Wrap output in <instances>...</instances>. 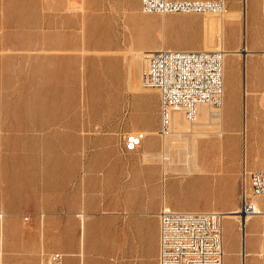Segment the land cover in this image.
<instances>
[{
	"label": "rangeland",
	"instance_id": "obj_1",
	"mask_svg": "<svg viewBox=\"0 0 264 264\" xmlns=\"http://www.w3.org/2000/svg\"><path fill=\"white\" fill-rule=\"evenodd\" d=\"M224 4L223 14H148L141 0H0V264H45L49 254L62 255L63 264H129L132 236L152 235L133 217L158 220L165 206L241 210L249 173L264 168L262 1ZM131 41L146 52L164 42L223 49V122L212 110L200 131L222 123L224 134L193 138L176 130L164 139L159 90L145 85L148 54L131 70ZM102 61L119 72L118 81L109 72L101 81L94 75ZM110 85L114 96L104 90ZM129 134L155 140L154 148L141 141L126 151ZM192 151L200 160L189 158V167ZM143 171L158 176L154 193L138 182ZM249 200L264 210V198ZM235 220H223L224 264H244L251 233L264 230V217L245 230Z\"/></svg>",
	"mask_w": 264,
	"mask_h": 264
},
{
	"label": "built area",
	"instance_id": "obj_2",
	"mask_svg": "<svg viewBox=\"0 0 264 264\" xmlns=\"http://www.w3.org/2000/svg\"><path fill=\"white\" fill-rule=\"evenodd\" d=\"M145 13H204L221 10L223 2H195L192 0H141ZM264 27V0H262ZM262 53L264 56V41ZM223 49L186 51L162 49L147 55L145 85L160 92L162 118L169 111L181 110L188 120H194L196 107L221 105L225 93ZM264 98V88H263ZM138 134H129L126 151H135L141 144ZM250 193L244 188L241 216L259 215L249 201L250 194L264 197V169L249 173ZM159 217L158 264H224V215L219 211H177L163 207ZM242 219V218H241ZM264 264V234L260 253ZM45 264H63L60 254H49Z\"/></svg>",
	"mask_w": 264,
	"mask_h": 264
},
{
	"label": "crops",
	"instance_id": "obj_3",
	"mask_svg": "<svg viewBox=\"0 0 264 264\" xmlns=\"http://www.w3.org/2000/svg\"><path fill=\"white\" fill-rule=\"evenodd\" d=\"M200 1V0H199ZM138 2V0H137ZM212 2V1H210ZM167 42H164L160 47L155 48L149 52H146L142 49H137V46L135 45L136 43L131 41L130 42V48L129 51L132 54V62H131V70H133V67L136 63L141 62L143 59H145V54H149L151 52H155L161 49H172V48H165ZM97 48H104L107 46H110V43H97L96 44ZM138 46H142V43H137ZM180 50H186V51H194V50H198V49H180ZM134 53H139L141 58L140 59H135L134 58ZM94 75H98L99 76V81H101L100 75L101 72L103 71L102 74H104V72H111V65L109 64L108 61H102L99 63H96L94 68ZM110 81L111 83L118 81L120 75L119 72L116 71H112V73H110ZM96 90V89H95ZM104 90H107L106 92H111V95L114 96V91H115V87L114 86H109L106 89L104 88ZM220 110V114L215 115V116H219L220 117V121L221 119H223V110L222 107ZM212 112V111H211ZM210 110L204 106L200 107L198 110V118H197V122L194 123H190L191 126V131H187V126L184 123V117L182 116L181 113H173L171 116V120H170V125H169V131L167 135H163L162 137L167 138L170 134L174 133V131H178V134L181 135L182 133H189L191 132L193 134V138H197L198 136H206V134H210L211 132L207 133L206 131L201 132L200 129H202L205 125H208V122L210 119L213 118L212 114H211ZM177 115L180 116V121L176 122L175 118L177 117ZM223 122V121H221ZM189 123V122H188ZM221 125V130L223 129V125L222 123H220ZM201 135H200V134ZM214 134V133H213ZM224 134V133H223ZM139 135V134H138ZM140 136V135H139ZM221 136V135H220ZM142 138V142H144L147 145V148H150L151 146H155V140H153V142H151V140L148 138L147 140L140 136ZM141 145V144H140ZM193 159V161H197V159L200 160V156L195 152L192 151L191 154H189L188 156V161H187V165L190 167V159ZM163 161H167V157L164 156L163 157ZM197 166H195L196 168ZM201 165L198 164V168L200 169L201 172H203ZM260 169H264L263 167H261ZM164 175L168 174V175H172L170 172H168L167 170L164 169ZM137 178H140V180H138V182H140L141 184H151L153 187V193L155 192V187L159 186V179L158 176H155V174H151V172H146L143 171L142 174H138ZM173 180V179H172ZM175 180V179H174ZM167 180L164 178L162 180V193H163V201L165 202L166 199V192H165V182ZM157 191H159V189H156V193ZM256 203V202H255ZM254 203V204H255ZM257 209H259V211L263 212L264 210H261L257 204H255ZM238 211V210H236ZM235 212V211H234ZM233 212V213H234ZM80 220L83 222L84 220V216L83 214H79ZM158 217V215H157ZM254 218V217H253ZM253 218H250L249 220H247L244 224V230L247 224H249ZM226 219H230L233 221V223L236 225L237 220H235V218H226ZM132 223L134 224H140L143 225L144 227L142 228V231H149L152 230V235L151 236H132L133 238V242L132 245L136 244V249L135 250H130V255H129V264H158V256H159V217L158 220H156L155 218L152 217H133L131 218ZM248 234V233H247ZM252 235H256L254 236L255 238V244L251 247V249L248 252H244L243 253V263L246 264V260L248 256H251V262L252 264H262L261 262V258H260V253L262 250V235L264 234V230H261L259 232H252ZM246 237L245 236V247L244 249H246ZM253 237V236H252ZM235 251V250H234ZM225 253V250H224ZM226 254V253H225ZM80 256L83 257V250L80 252ZM101 256H103V254H101ZM97 261V260H96ZM68 262H70L68 260ZM93 260H90V264H93ZM225 262V261H224ZM71 263V262H70ZM69 263V264H70Z\"/></svg>",
	"mask_w": 264,
	"mask_h": 264
},
{
	"label": "bare ground",
	"instance_id": "obj_4",
	"mask_svg": "<svg viewBox=\"0 0 264 264\" xmlns=\"http://www.w3.org/2000/svg\"><path fill=\"white\" fill-rule=\"evenodd\" d=\"M192 1H195V2H203V3H214V2H210V1H197V0H192ZM219 1H222L223 2V8L221 9V10H218V11H215L216 13H219V14H223L224 12H225V4H224V0H219ZM243 1H245V0H242V2ZM262 1V0H261ZM205 12H212V11H210V10H205ZM262 23H263V20H262ZM263 41H264V27H263ZM221 49V48H220ZM162 50V49H161ZM159 51V50H158ZM194 51H196V50H194ZM130 52V51H129ZM227 54V53H226ZM226 56V55H225ZM264 57V56H263ZM134 58L135 59H140L141 58V56H140V54L139 53H134ZM224 70H225V68H224ZM146 89V88H145ZM160 93V92H159ZM223 105V106H222ZM202 106H204V107H206V108H208L209 110H210V112L212 111V110H219V109H221V107H222V110H223V108H224V97H223V99H222V102H221V105L219 106V107H214V106H210V105H207V104H201V105H198L197 107H196V111H195V113H196V115H195V118H194V120H188L187 119V117L185 116V114H184V112L183 111H181V110H172V111H169V113H168V115H167V117L164 119V118H162V113H161V110H160V113H161V130H160V134L163 136V135H167L168 134V129H169V123H170V120H171V116H172V114L173 113H181L182 114V116L185 118V120L187 121V122H189V123H194V122H196L197 121V118H198V110H199V108L200 107H202ZM211 114H212V116H213V112H211ZM230 115H232V111L230 112ZM208 124H210V122H208ZM221 125L219 126V129H218V131H215V132H211V133H214V134H217V135H222L223 133H224V130H221ZM211 128V127H210ZM200 134V133H199ZM201 135V134H200ZM245 170H244V176H245V178L247 177V173H248V171L246 170V165H245V168H244ZM255 198H259V197H255ZM261 198H264V197H261ZM250 202H251V204L254 206V208H256L257 209V207H256V203L254 202V201H252V200H249ZM255 203V204H254ZM166 207V206H165ZM258 211H259V209H257ZM260 212V214L259 215H254V216H251V215H246V216H239V214L241 213V210H238V211H235L234 213H231V214H223L224 215V219H226V217H227V215H229L227 218H238L239 220H240V218H242V220H243V225L245 224V222L247 221V220H249L250 218H253V217H256V216H260V217H264V211L263 212H261V211H259ZM223 219V220H224ZM1 259H2V252H0V263H1Z\"/></svg>",
	"mask_w": 264,
	"mask_h": 264
}]
</instances>
